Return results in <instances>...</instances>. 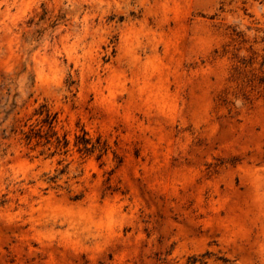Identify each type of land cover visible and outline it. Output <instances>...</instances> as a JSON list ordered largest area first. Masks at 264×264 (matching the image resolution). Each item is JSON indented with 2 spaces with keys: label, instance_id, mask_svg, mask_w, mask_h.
Returning a JSON list of instances; mask_svg holds the SVG:
<instances>
[{
  "label": "rangeland",
  "instance_id": "obj_1",
  "mask_svg": "<svg viewBox=\"0 0 264 264\" xmlns=\"http://www.w3.org/2000/svg\"><path fill=\"white\" fill-rule=\"evenodd\" d=\"M0 264H264V0H0Z\"/></svg>",
  "mask_w": 264,
  "mask_h": 264
}]
</instances>
